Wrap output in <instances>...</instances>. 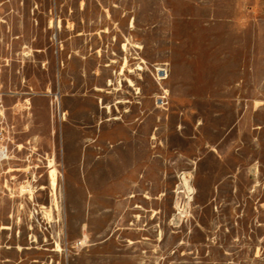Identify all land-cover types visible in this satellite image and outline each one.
<instances>
[{
  "label": "rangeland",
  "instance_id": "1",
  "mask_svg": "<svg viewBox=\"0 0 264 264\" xmlns=\"http://www.w3.org/2000/svg\"><path fill=\"white\" fill-rule=\"evenodd\" d=\"M0 112V264H264V0H0Z\"/></svg>",
  "mask_w": 264,
  "mask_h": 264
},
{
  "label": "built area",
  "instance_id": "2",
  "mask_svg": "<svg viewBox=\"0 0 264 264\" xmlns=\"http://www.w3.org/2000/svg\"><path fill=\"white\" fill-rule=\"evenodd\" d=\"M0 115H2L1 112ZM6 135L4 126L0 125V162L6 160L10 154Z\"/></svg>",
  "mask_w": 264,
  "mask_h": 264
},
{
  "label": "bare ground",
  "instance_id": "3",
  "mask_svg": "<svg viewBox=\"0 0 264 264\" xmlns=\"http://www.w3.org/2000/svg\"><path fill=\"white\" fill-rule=\"evenodd\" d=\"M55 171V170H54ZM53 172V171H52ZM50 175H52V174H50ZM54 178V177H53ZM54 180V179H53Z\"/></svg>",
  "mask_w": 264,
  "mask_h": 264
}]
</instances>
